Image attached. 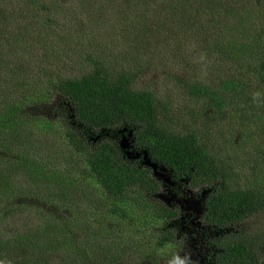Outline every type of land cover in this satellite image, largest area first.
<instances>
[{"label":"trees","instance_id":"trees-1","mask_svg":"<svg viewBox=\"0 0 264 264\" xmlns=\"http://www.w3.org/2000/svg\"><path fill=\"white\" fill-rule=\"evenodd\" d=\"M108 1L115 3L111 8H115L119 26L132 18L145 22L158 4L180 9V22L202 41L207 40L196 41L195 52L207 50L205 58H212L209 62L219 73L210 74L218 78L211 83L190 81L192 74L179 83L180 87L195 107L194 114L202 112L213 123H224L241 140L219 148L218 140L201 141L198 125L173 123L157 93L150 87L139 88L141 67L129 66L130 53L114 55L111 64L104 61V48L89 43L86 50L79 51L78 42L71 40L75 29L88 25L82 22L85 15L110 9ZM67 13L78 21L77 28L57 21ZM38 44L42 46L36 47ZM40 48L43 53L36 51ZM19 50L41 61L37 70L28 64L24 69L21 61H15L7 69L18 64L16 72L24 78L20 76L15 82L0 78V153L14 156L21 172H39L43 167L44 160L26 147L13 146L31 145L19 129L33 119L30 110L45 103L57 114L60 133L80 158L71 157V163L87 166L98 204L111 207L108 215L123 220L128 217V204L140 210L148 203L160 224L156 250L171 248L176 241L170 224L179 214L155 200L161 186L185 182L190 190L204 193L201 224L225 230L209 244L214 251L212 264H263L264 226H259L264 222L255 227L251 223L264 217V0H0V76L8 75V55ZM77 52L84 60L82 66L65 67L63 63ZM56 57L58 63L54 64ZM54 65H59L58 73L51 72ZM66 71L69 75L62 74ZM34 73L40 75L32 79ZM25 79L29 86L19 92ZM35 88H47L46 96L32 95ZM180 127L182 132L177 131ZM8 158L4 164L11 161ZM3 170L0 168V210L4 209L0 222L10 210L20 214L19 209L32 207L35 200L22 185L8 197ZM26 198L32 200L28 205ZM69 220H48V228L41 227L42 235H51L53 230L66 233L70 241L57 261L79 264L88 252L78 246L79 237L74 232L81 223ZM39 234V227L19 234L13 230L1 233L0 264H51L53 257L44 253L46 247L37 240ZM178 259L195 264L177 252L172 261L146 254L144 261L135 259V264H174ZM126 263L123 257L101 256L86 264Z\"/></svg>","mask_w":264,"mask_h":264},{"label":"rangeland","instance_id":"rangeland-1","mask_svg":"<svg viewBox=\"0 0 264 264\" xmlns=\"http://www.w3.org/2000/svg\"><path fill=\"white\" fill-rule=\"evenodd\" d=\"M164 5L158 4L156 8L154 7V10L149 13L151 18L145 19V22L132 18L119 26L115 19V8H111L115 6V3L108 1L106 6L110 9L99 12L100 15L98 11L91 12L92 14H87L88 16L85 15L82 22L88 25L83 27L80 25L79 30L75 29L77 32L73 33L75 37L73 36L71 40L78 42L79 49H81L79 51L86 50L89 43L94 44L93 47L104 48V61L108 59L111 64L115 61L114 55L120 52L130 53L132 59L129 66L135 68L136 64L141 67L139 88L140 86L141 88L150 87L157 93L162 101L160 104L163 103L168 107L173 123L196 124L200 127L198 134L202 142L208 143L215 139L218 140L219 148L230 147L232 142L241 140V137L233 135L225 128L224 123L223 125L213 123L205 113L194 114L192 111L195 107L190 105V99L179 84L192 74L194 77L190 81L203 80L208 83L217 81V76H210L218 72L209 62L212 58H205L207 50L195 52L196 41L200 44L207 40L202 41L203 39L196 36L188 25L180 22L182 15L176 5ZM89 9L87 7V10ZM57 21L60 24L64 22L65 26L73 25L74 28H77L78 24L70 13L64 14L61 19L58 17ZM29 43L34 44L35 42ZM80 43L87 45L84 47ZM134 43L135 50L133 49ZM41 46L38 44L36 47ZM36 51L43 53L41 48ZM77 53L68 58L63 65L67 68L82 66L84 60L81 59L80 53ZM108 53L111 55L107 56ZM8 57L5 61L8 75L1 74L0 78L13 82L22 76L16 72L19 70L18 64L7 69L13 62L21 61L24 69L28 64L34 70L38 69L37 64L39 66L41 62L21 50L18 54L13 53ZM56 63H58L57 57L54 60V64ZM58 67L59 65H54L51 72L58 73ZM38 74L40 75V73H34L30 77L37 78ZM62 74L69 75L67 71ZM24 82L26 79L21 82L19 92L29 86ZM47 90V88H35L32 95L45 97ZM30 111L33 113L29 117L33 119L25 122L26 126H22L19 131L22 130L25 133L28 139L27 144L31 145L19 143L13 148L25 149L26 147L30 153L35 154L37 159L44 160V164L39 168V172L33 168L31 172H21L20 163L13 162L14 156L9 155L8 152L0 153V168L4 169L3 182L9 192L8 197L14 193L17 186L22 185L24 191L30 194L29 197L32 196L35 199L32 207H26L25 210L19 209L22 211L20 214L11 211L7 206L5 209L10 210L9 216L0 222V234L9 230L19 234L22 231L32 230L33 227L34 229L39 227L40 234L37 240H42L46 247L44 253L52 255L51 264H61L60 259L58 258V262L56 257L65 251V244L70 239L66 233L62 231L56 233L54 230L51 231V235L48 232L43 236L41 227L48 228L45 225L48 220L62 217V222L68 223L70 219L69 221L81 223V226L77 224L80 228L76 226L74 232L79 237L78 246L82 251L86 250L88 256L79 264H86L89 259L101 256L123 257L127 260L126 264H135V259L144 261L146 254L166 256L168 261H172L176 252L192 263L212 264L214 251L209 244L213 237L222 236L225 230H216L201 224L204 199V193L201 190H190L185 182L180 185L170 180L172 183L166 182V186H161L158 200H154L164 202L179 214V218L170 224V229L174 230L176 242L171 248L156 250L154 243L158 240L157 231L160 224L149 211L148 203L144 202V208L140 210L138 206L128 204V217L123 220L117 216L108 215V208L111 207L104 208L101 203L98 204L90 182L94 181L88 174L87 166L82 162L71 163V157L73 159L77 157L78 161L80 158L78 155L75 156L60 133L56 122L57 114L45 103L36 104ZM183 130L180 127L177 131L182 132ZM19 149L15 151L18 152ZM7 158L11 161L4 164L3 161ZM30 201L32 202L26 198L27 205ZM91 204L94 206L91 207ZM37 205L38 208H36ZM2 210H0L1 215ZM137 217L140 221H135ZM263 222L264 217L255 220L254 224L251 223V227L263 224Z\"/></svg>","mask_w":264,"mask_h":264},{"label":"clouds","instance_id":"clouds-1","mask_svg":"<svg viewBox=\"0 0 264 264\" xmlns=\"http://www.w3.org/2000/svg\"><path fill=\"white\" fill-rule=\"evenodd\" d=\"M264 263V262H263ZM174 264H186V261L185 260H180V259H178V260H176L175 262H174Z\"/></svg>","mask_w":264,"mask_h":264},{"label":"water","instance_id":"water-1","mask_svg":"<svg viewBox=\"0 0 264 264\" xmlns=\"http://www.w3.org/2000/svg\"><path fill=\"white\" fill-rule=\"evenodd\" d=\"M264 264V263H263Z\"/></svg>","mask_w":264,"mask_h":264}]
</instances>
